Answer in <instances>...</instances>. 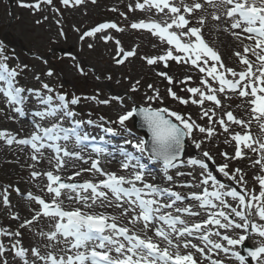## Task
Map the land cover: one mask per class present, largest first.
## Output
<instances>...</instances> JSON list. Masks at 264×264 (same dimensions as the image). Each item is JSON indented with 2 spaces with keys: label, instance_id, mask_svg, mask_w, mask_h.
Listing matches in <instances>:
<instances>
[{
  "label": "snow or ice",
  "instance_id": "6c2138e0",
  "mask_svg": "<svg viewBox=\"0 0 264 264\" xmlns=\"http://www.w3.org/2000/svg\"><path fill=\"white\" fill-rule=\"evenodd\" d=\"M61 2L65 6L70 3L79 5L82 0H61ZM205 2L217 9L212 14L214 20L223 17L229 22L226 31L231 30L232 35L237 39L243 37L251 42L243 46V53L239 51L235 53L240 64L244 66L243 70L236 71L225 66L219 53L205 42L202 36V26L205 23L203 16L196 20L199 26L192 25L190 17H194L203 7L198 0H192L190 4H185L181 0L179 5L174 0H143V2L137 0L135 9L155 10L167 19L162 22L151 19L147 22L140 20L131 23L130 27L147 30L170 46L164 54L147 58L148 65L161 61L165 66L168 61L190 63L204 74L200 79L201 87L186 89L191 94L190 99L177 96L172 88H169L168 95L174 100L181 104L191 102L200 106L205 102H211L219 108L221 101L218 94L228 92L237 94L245 101L249 115L247 121L237 118L232 111L224 113L226 119L221 117L213 120L216 113L212 108L203 109L201 116V119L207 117L210 124H218L224 133L229 134L230 140H226V143L234 142V155H229L227 152L220 153L225 163L218 165L216 171L229 180H235L241 185V190L220 183L209 171V165L205 161H212L213 157L208 151H203L201 158H189L187 161L182 159L186 137H191L194 130L212 137L215 130L213 127L199 126L191 116L185 118L167 107H152V101L162 102V98L157 89L148 85L154 93L147 97L148 105L132 107L124 111L115 123H118L125 133L131 135L126 127V121L134 115L139 116L147 127L149 139H126L124 143L131 145V148L141 156L146 155L149 160L160 162L163 178L168 182H174L169 170L183 166L198 167L203 179L198 185L184 186L202 188V191L182 195L174 191L171 186L161 187L147 182L145 177L148 173L145 163L141 162V157L131 152H123L124 159L120 165L123 170L131 169L129 176L105 171L98 159L91 160L90 168L82 171L93 172L103 177L97 182L90 180L75 182L74 177L80 176L81 172H75L67 178L68 181L73 182H66L53 171L41 173L33 170L30 173L33 179L40 175L46 176L47 183L42 191H46L50 199L29 192L27 199L37 206L30 209L33 212L31 219L21 222L16 231L0 228V236L12 238L10 247L6 248L0 242V264H9L5 255L7 252H11L14 258H19L22 264H38V262L40 264H201L200 258L208 261L209 264H224L220 259L211 258L213 250L230 254L236 264H248V257L254 264H264V0H205ZM42 3L51 5L52 0H36L35 3L19 0L21 8L35 10H39ZM129 10H133L132 5H129ZM105 29L123 30L116 23H101L85 31L80 39L93 37L97 33H103ZM60 35H63V32ZM101 38L106 42L112 39L106 35ZM116 44L117 56L127 59L135 55L134 50L125 51L120 47L119 41ZM88 47L91 48L93 45L89 44ZM250 56L255 57V60L250 59ZM7 59L6 56H0V82L3 84L0 86V94L5 98L7 105L20 116H24L23 106L26 97L23 94L27 92L38 97L39 103L46 107L32 113L33 131L30 135L17 139L6 130H0V139L5 140L8 145L15 143L30 147V158L35 162H40L44 157V151L50 149L54 153V167L58 172L64 167V157L81 158L79 152L69 150L67 142L74 137L75 146L79 147L83 141L90 139L87 134L81 135L77 131L81 126L80 121H75L74 127L70 128L64 127L60 122L75 116L69 105H76L80 98L73 97L69 100L64 94L57 93L55 100L58 103H54L51 95L54 89L47 83H42L41 89L46 90L48 95H41V90L17 86L15 78L19 74V66L10 68L6 63ZM124 59H117L116 63L122 64ZM24 67L26 68L27 65ZM46 75L51 77L54 73L49 69ZM158 75L167 79L169 84L173 83V78L167 73L160 72ZM35 79L40 80V77L36 76ZM189 80L191 77L187 76L181 83ZM136 84L138 85L139 81ZM132 90H136V85H133ZM101 103L106 104L108 101ZM52 118L58 119L50 126L40 123ZM253 122L258 126L259 134L256 136L249 131ZM87 123L92 124L93 121L89 120ZM230 124L240 126L244 131L232 133ZM104 132L117 134L111 127L105 128ZM60 141L65 143L61 144ZM194 144L197 149L201 148L200 142L194 141ZM93 150L98 155L105 152L101 147H95ZM245 150L257 156L252 160V166H259L260 174L254 176L259 186L258 192L250 193L247 190L241 169L237 168L231 173L228 170V161L243 159L247 154ZM49 163H52L51 159ZM30 167L34 169V166L30 165ZM183 175L185 173L176 171V176ZM8 187L10 186L4 188L0 196V202L6 208L10 206ZM15 191L19 193L20 190L16 188ZM71 193H75V196ZM64 196L80 206L66 208L62 199ZM226 197H230L235 202V206L229 203ZM186 200L196 201L200 209L208 210L207 218L191 224L183 219L182 214L193 217L200 215L199 212L193 211V206L190 204L177 206V202ZM98 201L101 206L106 202L108 206L115 205L116 208L121 209L120 216L126 218V223L120 222L116 215L92 212L91 208ZM252 216L258 217L260 223L251 220ZM11 218L18 220L19 216L13 214ZM41 218L51 221L50 231L39 232L40 236L49 241L45 247L50 250L44 254L37 247H24L20 239L23 236L20 229L28 228ZM137 225H140L139 231ZM249 229L261 239L256 246L244 248L247 253L245 256L238 250V246L245 245L246 240L249 239ZM236 230L243 231L236 233ZM149 231L154 235H148ZM230 231L234 234H229ZM213 236L218 240H213ZM57 246H59L58 250ZM29 253L34 259H29Z\"/></svg>",
  "mask_w": 264,
  "mask_h": 264
},
{
  "label": "rangeland",
  "instance_id": "374dc122",
  "mask_svg": "<svg viewBox=\"0 0 264 264\" xmlns=\"http://www.w3.org/2000/svg\"><path fill=\"white\" fill-rule=\"evenodd\" d=\"M26 2L35 3L36 0H26ZM136 2L137 0H95L93 3V0H82V3L79 5L70 3V5L65 6L61 0H52L51 5L42 3L40 9L35 10L32 8H21L19 0H0V52L2 56L8 57L6 63H8L10 68H17L19 66V74L15 78L17 86L24 87L25 89L41 90V95H48L49 93L46 90L41 89V84L47 83L54 89L53 93H51L54 103H58L55 100L57 93L64 94L66 99L69 100L73 97H79V102L76 105H69L75 116L65 118L60 122L64 127H74V122L80 121L81 126L77 131L81 135L87 134L90 138L89 140L97 141L103 137L102 141L110 145L104 148L105 152L101 157L97 158L95 154L76 147L74 137V139L72 138L67 142L69 150L79 152L81 157H64L65 164L70 162L74 168L73 170L81 172L82 176L77 178L75 182L82 183L86 180L97 182L103 178L99 174L82 171V169L90 168L91 160L93 159L104 160L102 168L105 171L123 175L124 171L120 166L121 163H119L124 159L123 152H131L135 156L141 155L132 149L131 145L124 143L126 139L143 138L142 134L134 130L132 118L126 121V127L130 130L131 135L125 133L124 129L118 123H115V121H117L120 114L132 107L147 106L149 103L147 97L154 95L153 90L148 87V85H152L153 89L159 91V95L162 98V102L152 101V107H167L172 111L180 113L185 118L191 116V119L199 126L205 128L213 127L215 130L212 137H207L206 133H200L198 130H194L191 137H186L188 142L187 154L185 153L182 159L187 161L189 158H201L202 152L208 151L213 157L212 161H205L209 165V171L217 177L220 183L240 191L241 185L235 180H229L222 173L216 171L218 165L225 163V159L220 153L227 152L229 155H234V142L226 143V140H230L229 134L224 133L218 124H210L207 117L201 119V116L203 109L212 108L216 113L213 116V120L224 117V113L227 111H232L237 118L247 121L249 115L246 110L245 101L237 94L226 92L218 94L221 106L217 108L211 102H205L203 106L192 104L191 102L181 104L170 97L167 90L172 88L177 96L190 99L191 94L186 89L188 87H201L200 79L204 74L200 73L198 68L193 67L190 63L168 61L167 66H165V63L161 61L154 65L147 64V58L164 54L170 46L158 37L153 36L149 31L132 29L130 25L140 20L147 22L149 19L162 22L167 17L156 13L155 10L135 9L134 5ZM140 2H143V0H140ZM174 2L179 5L181 0H174ZM191 2L192 0H183L185 4H190ZM198 2L203 7L195 13L194 17H190L192 25L199 26L196 24V20L203 16L205 23L202 26V36L205 42L219 53L225 66L233 68L236 71L243 70L244 66L240 64L239 58L235 53L237 51L243 53V46L251 42L243 39V37L237 39L232 35L231 30L226 31L225 29L229 28V22L225 18L222 17L220 20L212 18L213 12H216L217 9L213 8L211 4L206 3L205 0H198ZM129 5L133 6V10H129ZM121 13L124 15H121ZM108 22L116 23L123 30L105 29L103 33H97L93 37L80 39L85 31H89L101 23ZM61 32H63V35H60ZM105 35L112 39L106 42L101 38ZM117 41H119L120 47L125 51L134 50L135 55L127 59L117 56ZM89 44L93 45V47L89 48ZM117 59H124V63L117 64ZM250 59L255 60V57L250 56ZM24 65H27V67L25 68ZM49 69L54 73L51 77L46 75ZM160 72H165L168 76L172 77L173 83L169 84L167 79L158 75ZM36 76H39L40 80L35 79ZM187 76H190L191 80L181 83ZM137 81H139L138 85L136 84ZM133 85H136L135 91L132 90ZM0 86L3 85L0 83ZM23 95L26 97L25 105L27 106L24 108L25 115L33 120L32 113L36 110H43L46 106L41 105L39 98L31 93L25 92ZM91 97H95V99H91ZM105 100L108 103H101V101ZM237 105H240V107H237ZM8 117H11L12 120L17 119L12 108L6 104L5 98L0 94V124ZM224 118L226 119V117ZM57 119H46L40 121V123L44 126H50ZM89 120L93 121V123L88 124L87 121ZM108 127L113 128L117 134L105 133L104 129ZM0 130L4 129L0 127ZM237 131L243 132L244 129L235 124H230V132L234 133ZM249 131L254 136L259 134L258 126L255 122L251 124ZM7 132L13 135L12 131L8 130ZM21 138L25 137L22 136ZM194 141L200 142L201 148L197 149ZM10 146L5 140L0 139V158L2 156L14 157V154L21 153L18 147L14 146L10 148ZM245 151L247 154L243 159L228 161V170L231 173L237 168L241 169L244 174L247 190L250 193L258 192L259 186L254 180V176L260 174L259 166H252V160L257 158V156L255 153ZM44 152L46 155L48 152L54 154L50 149ZM142 157L145 160L143 163H145L147 171L152 172V174L146 175L145 179L147 182L160 185L161 187L171 186L174 191L180 192L182 195H187V193L193 191H202V188L184 186L187 184L198 185L203 179L200 175L201 170L198 167L183 166L175 170H169L170 174L174 177V182H168L163 178V169L160 165H157V168H155L156 165L154 168H148L150 160L146 155ZM11 169L8 167L6 160L4 165L0 159V176H2L0 177V196H2L4 188L10 186L8 187L10 206L6 208L0 202V223L3 222L1 214L3 216L7 215L9 218L13 214H19L15 208L18 201H29L23 198L21 192L23 191L25 194L31 192L25 188V185L15 184V181L22 179L31 178L32 180V177L28 176V170L23 171L21 168L17 170ZM34 169L41 173L48 171V169L39 167ZM176 171H181L185 175L176 176ZM4 173H7V178L3 177ZM40 176L42 179H45L44 175ZM209 185H211V182H209ZM16 188L20 190L19 193L15 191ZM210 190H212L211 187ZM34 195L44 196L42 193H35ZM71 195L75 196V193H71ZM62 198L66 200L67 196ZM226 200L235 206V202L230 197H226ZM67 201L70 207L80 206L74 200L70 201L67 199ZM33 204L35 205L34 202ZM188 204L193 206V211L200 213L199 216L195 217L182 214V218L189 224L200 222L207 218L208 210L200 209L198 202L192 200L177 202V206L180 207ZM91 211L116 215L119 217L120 222L126 223V218L120 216L121 209L116 208L115 205L108 206L105 202L104 206H101L98 201L96 205H93ZM18 216L19 219L17 221L20 220V222L15 223L17 224V228L25 219H31L32 214ZM235 219L238 220V218ZM250 219L260 223L258 217L252 216ZM12 221L13 219L11 218L10 222ZM44 221L42 220V223L33 222L28 228L20 229L23 233V236L20 238L23 246L26 248L37 247L42 254L48 251L44 247L49 243L45 237L42 239L43 241H39L37 238L39 232L44 231L47 227ZM41 224H43L42 227H40ZM139 230L140 225H137V231ZM213 230L215 229L213 228ZM242 231L236 230V233H242ZM32 234H36L35 239L37 241L35 243H31L29 240L28 236ZM229 234L234 233L230 231ZM148 235L153 236L154 234L152 231H149ZM212 239L218 240L215 236ZM260 239L258 235L251 233V229H249V239L245 243L250 247H254ZM11 240V237H5L0 242L7 248L10 247ZM25 240L27 246L24 245ZM193 242L199 243L196 240H193ZM58 248L59 246H57V250ZM238 250L240 251L239 246ZM5 255L9 261L11 257L7 254ZM11 255L13 256L12 253ZM197 256L199 258V254ZM211 258L220 259L224 261V264H236L235 260L230 257V254L215 250L211 253ZM29 259H34L30 256V253ZM200 259L201 264H209L203 258ZM14 260L12 263L9 261V264H22L19 258H15ZM38 264L40 263L38 262ZM248 264H254V262L250 261Z\"/></svg>",
  "mask_w": 264,
  "mask_h": 264
},
{
  "label": "bare ground",
  "instance_id": "6f19581e",
  "mask_svg": "<svg viewBox=\"0 0 264 264\" xmlns=\"http://www.w3.org/2000/svg\"><path fill=\"white\" fill-rule=\"evenodd\" d=\"M0 127L3 128L6 131H8V130L12 131L13 136H15L16 138L17 137H22V136H26L27 137L28 135H30V132H32L31 129L29 128V124L21 122L18 119H13L12 120L11 117H8L5 121H3L0 124ZM61 144H63V143L61 142ZM18 150H20L21 153L18 152L16 154H14L15 155L14 157L13 156L12 157L2 156L0 158L3 161L4 165H5V160H6L8 167L10 169L13 168L11 170H17L18 168H21L23 171L24 170H28V174H29L28 176H31L30 175L31 171H33V170L36 171V169H33V167H30V165H32V166H34V168L39 167V168L48 169V171H53L55 174H59L62 177V179L64 181H66V182H73V181H68L67 178L69 176H72L75 172H78V171L73 170L74 168L71 166L70 162H67V164H65L64 167L57 172L55 167H54V165H55L54 154H52V153L48 152L47 155H46V153L44 152V157L40 160V162H35V161L31 160V158H30L31 157V149H30V147H28V146L27 147L26 146H19ZM186 154H187V149H186ZM50 159L52 160L51 164L49 163ZM100 161H101V163H100L101 167H103L104 160L100 159ZM80 176H82V175H80ZM80 176L74 177V181H76L77 178H79ZM0 177H2V176H0ZM3 177L7 178L8 177L7 173H4ZM26 180L22 179V180L15 181V184L25 185L26 186L25 188L27 190L31 191V193H33V194L42 193L44 195L43 198L50 199L49 194H47L46 191H42V189H44V186L47 183L46 176H45V179H42L41 176H38L35 179L32 178V180H31V178H28ZM24 183H27V184H24ZM0 192H1V189H0ZM21 193H22L23 197H27V194H25L23 191ZM64 205L67 206V207H70L69 202L67 201V199L64 200ZM15 208H16V211L19 213L18 215H27V214H32L33 215V212L30 209L35 208V205L31 201H18V204L15 206ZM8 218L9 217H7V215L6 216H2L1 220L3 222L0 223V228H7V230H9V231H16L15 229H18V228H17V224H15V223H19L20 220L17 221V220L13 219V221L10 222L11 218H9V220H8ZM42 220H45L44 221V222H46L45 225H47V227L44 230V232L50 231L51 230L50 229L51 221H49L47 218H41V219H39V220H37L35 222H41ZM36 224H38V223H36ZM42 226H43V224H41L40 227H42ZM28 237H29V240L31 241V243L32 242L35 243V241H37V239H35L36 238V234L29 235ZM4 238H5V236H0V241L1 240L3 241ZM37 238L39 239V241L40 240L43 241L42 239H44V237L40 236L39 234H38ZM24 242H25L24 245L27 246L26 240ZM44 249L45 250H49L46 247H44ZM8 255L11 257L9 259V261H11V263H12V261H15L14 260L15 258H14V256L11 255V252H9Z\"/></svg>",
  "mask_w": 264,
  "mask_h": 264
},
{
  "label": "water",
  "instance_id": "95a60500",
  "mask_svg": "<svg viewBox=\"0 0 264 264\" xmlns=\"http://www.w3.org/2000/svg\"><path fill=\"white\" fill-rule=\"evenodd\" d=\"M133 119H134V127L136 128V130H138L139 132H141L145 136V140H148L149 139V133H148L147 127L144 125L141 117L134 115ZM185 146H186V139H185V143H184V148H185ZM182 156H183V153H182ZM243 254L245 256L247 255V253L244 251V248H243ZM247 259H250V257H248Z\"/></svg>",
  "mask_w": 264,
  "mask_h": 264
}]
</instances>
